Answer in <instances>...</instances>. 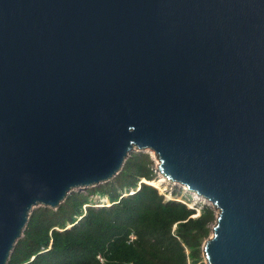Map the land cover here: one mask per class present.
<instances>
[{
    "label": "water",
    "instance_id": "1",
    "mask_svg": "<svg viewBox=\"0 0 264 264\" xmlns=\"http://www.w3.org/2000/svg\"><path fill=\"white\" fill-rule=\"evenodd\" d=\"M135 148L215 209L207 264H264V0H0V264Z\"/></svg>",
    "mask_w": 264,
    "mask_h": 264
},
{
    "label": "trees",
    "instance_id": "2",
    "mask_svg": "<svg viewBox=\"0 0 264 264\" xmlns=\"http://www.w3.org/2000/svg\"><path fill=\"white\" fill-rule=\"evenodd\" d=\"M153 162L134 153L108 185L89 190L110 206L83 209L89 198L74 193L57 209L34 210L8 264H205L201 249L215 209L204 205L194 217L185 203L165 201L152 184L160 177Z\"/></svg>",
    "mask_w": 264,
    "mask_h": 264
},
{
    "label": "rangeland",
    "instance_id": "3",
    "mask_svg": "<svg viewBox=\"0 0 264 264\" xmlns=\"http://www.w3.org/2000/svg\"><path fill=\"white\" fill-rule=\"evenodd\" d=\"M134 153H148V154H150V156L152 157V159H153V164H152V168L156 171V173H157V178L160 176L161 178H162V184L159 182H155V183H153L152 182V184H154L156 187H157V189H158V191H159V193L161 194V195H163L164 196V200L165 201H168V200H174V201H179V202H183V203H185L189 208H193V209H195V215H194V217H197V216H199L200 215V212H201V210H202V207L204 206V205H209L207 202H198V203H196V202H194L193 200H192V197H191V194L190 193H188V191L187 190H189L185 185H183V184H181V183H179V182H176V181H173L172 183H170V182H167L166 180L164 181L163 180V174L160 172V170H159V162H158V160L156 159V156H155V154L154 153H152V151L151 150H140V149H137V148H135V149H133V151L131 152V155L132 154H134ZM159 177V178H160ZM109 181H112V179H110V180H108L107 182H103V183H100V184H98V185H96V186H91V187H79V188H75V189H73L72 191H71V193L70 194H83V195H85V196H87L88 198H89V201H90V203H88V204H86V205H84L83 206V209H86V207H88V206H94V207H103V206H109V205H107V203H105L104 201H103V203H102V205L101 206H97L96 204V201L98 200V198H99V196H100V194L99 193H97V194H91L90 192H89V190L90 189H92V188H96V187H99V186H104V185H108V182ZM141 182H142V180H141ZM165 189H167V190H165ZM125 194V193H124ZM103 198V200L107 197V196H104V195H101ZM108 198V197H107ZM108 200L110 201V198H108ZM111 205V204H110ZM40 207H42V205H37V206H35L34 208H33V211L34 210H36V209H39ZM45 207V206H44ZM32 211V212H33ZM215 223V222H214ZM214 223L213 224H211V232H210V235H212V226L214 225ZM71 225H68V227H70ZM67 227V228H68ZM209 235V236H210ZM204 243V242H203ZM202 250V249H201ZM201 254H202V261L205 263V264H207L206 263V260H205V258H204V253H203V250L201 251ZM190 264H192V262L190 261Z\"/></svg>",
    "mask_w": 264,
    "mask_h": 264
},
{
    "label": "bare ground",
    "instance_id": "4",
    "mask_svg": "<svg viewBox=\"0 0 264 264\" xmlns=\"http://www.w3.org/2000/svg\"><path fill=\"white\" fill-rule=\"evenodd\" d=\"M145 150H151L152 151V153H154L155 154V156H156V159L158 160V162L160 163V160H159V157H158V155H157V153L153 150V149H151V148H146ZM163 174V173H162ZM163 180L165 181H167V182H170V183H172L174 180H172V179H169V178H167L164 174H163ZM156 182H160L161 184H162V178L160 177ZM189 189V188H188ZM165 190H167V189H165ZM188 191V193H190L191 194V197H192V200L194 201V202H196V203H198V202H207L208 204H209V201H207L206 199H205V197L203 196V195H200V194H198L197 192H195V191H192V190H187ZM126 195V194H125ZM103 197L100 195L99 196V198H98V200L96 201V205L97 206H101L102 205V203H103V201L105 202V203H107V205H109V201H108V199L107 198H105L104 200L102 199Z\"/></svg>",
    "mask_w": 264,
    "mask_h": 264
},
{
    "label": "built area",
    "instance_id": "5",
    "mask_svg": "<svg viewBox=\"0 0 264 264\" xmlns=\"http://www.w3.org/2000/svg\"><path fill=\"white\" fill-rule=\"evenodd\" d=\"M101 260H103V258H101Z\"/></svg>",
    "mask_w": 264,
    "mask_h": 264
}]
</instances>
